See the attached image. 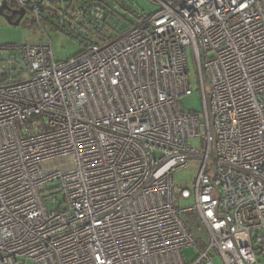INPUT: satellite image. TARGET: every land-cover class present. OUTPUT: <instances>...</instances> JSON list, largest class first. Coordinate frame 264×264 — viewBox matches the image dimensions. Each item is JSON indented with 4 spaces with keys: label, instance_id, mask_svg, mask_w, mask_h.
I'll use <instances>...</instances> for the list:
<instances>
[{
    "label": "built area",
    "instance_id": "obj_1",
    "mask_svg": "<svg viewBox=\"0 0 264 264\" xmlns=\"http://www.w3.org/2000/svg\"><path fill=\"white\" fill-rule=\"evenodd\" d=\"M2 1L49 42L0 45V264H264V0H151L97 35L103 4ZM46 27L80 51L56 60ZM195 156L192 192L173 174Z\"/></svg>",
    "mask_w": 264,
    "mask_h": 264
},
{
    "label": "rangeland",
    "instance_id": "obj_2",
    "mask_svg": "<svg viewBox=\"0 0 264 264\" xmlns=\"http://www.w3.org/2000/svg\"><path fill=\"white\" fill-rule=\"evenodd\" d=\"M126 6H128L132 11H135L136 14H148L154 12L157 9V5L151 2V0H122ZM115 2L114 0L112 1ZM1 5V0H0ZM119 20V19H118ZM136 20V18H135ZM112 21V20H111ZM121 22H117L118 28L120 30L125 29L130 25V22L126 19L119 20ZM113 22V21H112ZM116 23V21H115ZM46 32L49 35L53 46H54V55L56 60L64 61L67 60L68 57L76 54L80 51L81 46L79 45V40L66 35L65 33H60L52 30L49 27H46ZM45 32L43 31L40 24L38 25L36 22H33V17L30 13H27L21 22L18 25H14L8 23V21L0 15V45H20L25 43H46L49 42V38ZM194 48L192 46L187 47V60H188V68H189V77L191 82V89H193V94L185 97L180 103L182 106L189 110H202L204 103L203 92L201 89V80L199 76V64L196 57V53L194 52ZM207 93H210V88L207 86ZM196 150L199 151V154H202L205 147L201 138L195 139L192 141ZM211 157H214V152L211 154ZM203 159L200 156H195L192 158V161L185 167L176 170L173 174V182L175 186L188 188L193 192L197 179V173H199L201 169ZM207 174H211L212 164L209 163L206 167ZM55 186L57 185L54 184ZM54 202H48L49 209H56L59 207V203H61L64 198L61 194L57 193ZM194 203V200L191 198L188 199H179V204L181 206H190ZM185 219H187L188 223L192 225L191 232L192 236L195 239H205V231L201 227H198V223H192L193 220L191 215H186ZM193 245H189L183 247V255L185 260H192L196 258L197 252ZM217 264H221L220 260H216Z\"/></svg>",
    "mask_w": 264,
    "mask_h": 264
},
{
    "label": "trees",
    "instance_id": "obj_3",
    "mask_svg": "<svg viewBox=\"0 0 264 264\" xmlns=\"http://www.w3.org/2000/svg\"><path fill=\"white\" fill-rule=\"evenodd\" d=\"M112 1L113 0H78L77 1L78 4L96 3L99 5L103 4L106 7L107 18H106V22L104 25L106 27L104 29H101V30L99 29V27L93 28L94 30L92 29L91 31H89L90 34L97 35V34H100L102 32L111 31L114 28L118 27L119 23H117V22H121L119 20L126 19L131 24L134 22L135 18L137 19L139 17L138 13L136 14L135 11H132V9H130L128 6H126V4L122 0H114L115 1L114 3ZM115 21H116V23H115ZM74 33L78 34L79 31L77 30ZM191 217L194 220L192 215H191Z\"/></svg>",
    "mask_w": 264,
    "mask_h": 264
},
{
    "label": "water",
    "instance_id": "obj_4",
    "mask_svg": "<svg viewBox=\"0 0 264 264\" xmlns=\"http://www.w3.org/2000/svg\"><path fill=\"white\" fill-rule=\"evenodd\" d=\"M4 10L10 11L12 14H18L19 17L13 21L12 15L9 13H6ZM25 9L20 8L19 10H13L11 7H9L6 3V1H2L1 5H0V15H2V17H4L8 23L14 24V25H18L19 22H21L22 18L24 17L26 11H24Z\"/></svg>",
    "mask_w": 264,
    "mask_h": 264
},
{
    "label": "flooded vegetation",
    "instance_id": "obj_5",
    "mask_svg": "<svg viewBox=\"0 0 264 264\" xmlns=\"http://www.w3.org/2000/svg\"><path fill=\"white\" fill-rule=\"evenodd\" d=\"M12 9L13 10H19V8L18 7H16V6H14V7H12ZM6 13H9V14H11L12 15V18H13V21H15L18 17H19V15L18 14H12L10 11H7V10H4Z\"/></svg>",
    "mask_w": 264,
    "mask_h": 264
}]
</instances>
